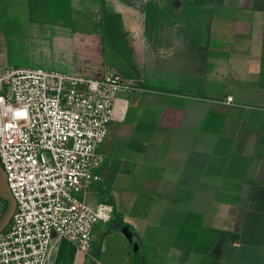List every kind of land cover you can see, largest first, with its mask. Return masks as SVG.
<instances>
[{
	"label": "crops",
	"instance_id": "obj_1",
	"mask_svg": "<svg viewBox=\"0 0 264 264\" xmlns=\"http://www.w3.org/2000/svg\"><path fill=\"white\" fill-rule=\"evenodd\" d=\"M8 67L132 88L83 196L111 219L45 264H264V0H0Z\"/></svg>",
	"mask_w": 264,
	"mask_h": 264
},
{
	"label": "built area",
	"instance_id": "obj_2",
	"mask_svg": "<svg viewBox=\"0 0 264 264\" xmlns=\"http://www.w3.org/2000/svg\"><path fill=\"white\" fill-rule=\"evenodd\" d=\"M130 89L118 73L101 79L33 68L0 73V165L15 201L0 234V264H45L52 236L90 250L94 227L111 219L112 208L91 206L83 196L100 181L105 160L98 148L117 95Z\"/></svg>",
	"mask_w": 264,
	"mask_h": 264
},
{
	"label": "water",
	"instance_id": "obj_3",
	"mask_svg": "<svg viewBox=\"0 0 264 264\" xmlns=\"http://www.w3.org/2000/svg\"><path fill=\"white\" fill-rule=\"evenodd\" d=\"M0 199L5 203L4 210L0 215V234L8 227L15 211V201L7 185L6 175L0 165Z\"/></svg>",
	"mask_w": 264,
	"mask_h": 264
},
{
	"label": "rangeland",
	"instance_id": "obj_4",
	"mask_svg": "<svg viewBox=\"0 0 264 264\" xmlns=\"http://www.w3.org/2000/svg\"><path fill=\"white\" fill-rule=\"evenodd\" d=\"M78 197H81V195H78Z\"/></svg>",
	"mask_w": 264,
	"mask_h": 264
}]
</instances>
